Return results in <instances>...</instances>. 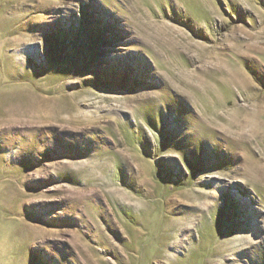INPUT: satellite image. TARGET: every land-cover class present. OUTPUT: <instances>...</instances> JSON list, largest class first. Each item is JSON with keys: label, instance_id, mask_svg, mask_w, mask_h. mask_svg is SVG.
<instances>
[{"label": "rangeland", "instance_id": "374dc122", "mask_svg": "<svg viewBox=\"0 0 264 264\" xmlns=\"http://www.w3.org/2000/svg\"><path fill=\"white\" fill-rule=\"evenodd\" d=\"M0 264H264V0H0Z\"/></svg>", "mask_w": 264, "mask_h": 264}, {"label": "bare ground", "instance_id": "6f19581e", "mask_svg": "<svg viewBox=\"0 0 264 264\" xmlns=\"http://www.w3.org/2000/svg\"><path fill=\"white\" fill-rule=\"evenodd\" d=\"M23 122V121H22ZM163 263V262H162Z\"/></svg>", "mask_w": 264, "mask_h": 264}]
</instances>
